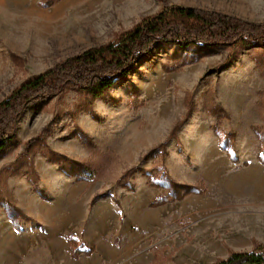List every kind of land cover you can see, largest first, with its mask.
Instances as JSON below:
<instances>
[{
  "label": "rangeland",
  "instance_id": "374dc122",
  "mask_svg": "<svg viewBox=\"0 0 264 264\" xmlns=\"http://www.w3.org/2000/svg\"><path fill=\"white\" fill-rule=\"evenodd\" d=\"M168 2L264 23V0ZM162 8L0 0V102ZM231 53L161 46L101 98L66 90L27 111L0 152V264H214L264 246V46ZM162 176L205 193L153 208ZM71 237L93 252L74 257Z\"/></svg>",
  "mask_w": 264,
  "mask_h": 264
},
{
  "label": "trees",
  "instance_id": "16d2710c",
  "mask_svg": "<svg viewBox=\"0 0 264 264\" xmlns=\"http://www.w3.org/2000/svg\"><path fill=\"white\" fill-rule=\"evenodd\" d=\"M158 1L163 6L159 13L142 18L132 28L115 34L113 40L104 45L27 78L0 102V152L14 140L19 122L27 111L36 109L66 90L91 95L94 99L101 98L115 85L127 81L135 65L148 59L161 46L178 47L185 51L230 49L233 54L228 62L237 59V50L264 46V23H252L215 11L169 6L168 0ZM178 128L176 126L171 134L174 135ZM40 146V137L29 141L25 146L26 154L33 153ZM231 160L237 162L235 157ZM261 161L264 164V159L261 158ZM125 179L123 177L120 184L131 190L132 185H124ZM150 185L168 191L167 196L151 204L153 208L183 200L189 195L205 193L200 187L180 185L164 176L151 180ZM8 211L12 222L16 215L24 218L21 211L14 207ZM69 243L74 257L93 252L92 249L81 250L73 237ZM253 245L251 251L230 252L228 257L220 258L214 264H264V246L254 240Z\"/></svg>",
  "mask_w": 264,
  "mask_h": 264
}]
</instances>
